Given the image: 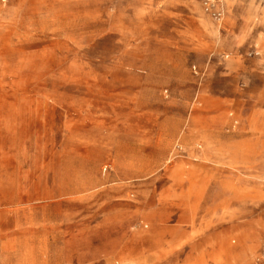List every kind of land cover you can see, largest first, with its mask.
<instances>
[{
    "label": "rangeland",
    "instance_id": "rangeland-1",
    "mask_svg": "<svg viewBox=\"0 0 264 264\" xmlns=\"http://www.w3.org/2000/svg\"><path fill=\"white\" fill-rule=\"evenodd\" d=\"M221 1L0 2V264H264V52Z\"/></svg>",
    "mask_w": 264,
    "mask_h": 264
},
{
    "label": "crops",
    "instance_id": "crops-1",
    "mask_svg": "<svg viewBox=\"0 0 264 264\" xmlns=\"http://www.w3.org/2000/svg\"><path fill=\"white\" fill-rule=\"evenodd\" d=\"M226 2L230 3H246V5H244V9L245 10H240L243 14V18L245 23L242 22L240 29H244L246 28L248 31L249 29H255L256 34L260 36L259 38V42L261 45V48L264 52V5L260 4V2H263V0H255L257 3H253V2H249V1H245V0H225ZM199 3V1H198ZM200 4V3H199ZM201 7V6H200ZM241 7V6H240ZM209 18V17H208ZM210 19V18H209ZM214 24H216V22L213 21ZM257 113V112H256ZM255 114V112H254ZM254 115L252 113H247L245 111L244 114H240V117H243V121L245 120V122H250L251 118ZM254 129V127H250V130ZM172 252L167 251L166 253H164V255H168Z\"/></svg>",
    "mask_w": 264,
    "mask_h": 264
},
{
    "label": "built area",
    "instance_id": "built-area-1",
    "mask_svg": "<svg viewBox=\"0 0 264 264\" xmlns=\"http://www.w3.org/2000/svg\"><path fill=\"white\" fill-rule=\"evenodd\" d=\"M5 0H0L3 2ZM202 12L216 23H220L225 14L224 5L221 0H198Z\"/></svg>",
    "mask_w": 264,
    "mask_h": 264
}]
</instances>
